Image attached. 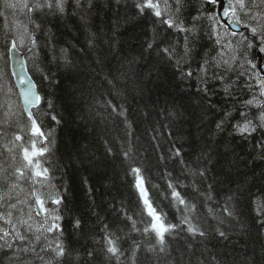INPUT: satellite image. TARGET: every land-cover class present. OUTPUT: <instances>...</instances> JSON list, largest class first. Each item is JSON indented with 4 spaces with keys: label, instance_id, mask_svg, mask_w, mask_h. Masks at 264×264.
<instances>
[{
    "label": "trees",
    "instance_id": "obj_1",
    "mask_svg": "<svg viewBox=\"0 0 264 264\" xmlns=\"http://www.w3.org/2000/svg\"><path fill=\"white\" fill-rule=\"evenodd\" d=\"M49 2L52 8L34 7L45 0H7L16 5L7 8L0 0V237L9 233L0 238V264H45L53 253L41 252V261L36 252L57 240L65 249L60 264H165L150 251L156 238L143 231L151 218L129 164L140 167L146 198L164 222L177 226L166 236L172 264H264V128L251 135L237 130L245 120L241 112L259 124L264 111L258 75L264 45L250 30L264 32L259 16L264 4L252 9L259 24L239 11L230 16L249 27L235 36L218 24L214 5L204 0H180L179 12L175 0H168L165 18L182 22L191 30L185 32L148 10L141 14L139 0H61L62 12L56 0ZM160 5L164 12V0ZM25 28L35 47L27 36L20 46L17 36ZM13 40L42 97L33 114L51 143L30 137L11 76ZM186 44L190 51L184 56ZM250 99L256 103L247 106ZM105 101L125 115L101 107ZM31 139L48 148L38 158L40 168L49 169L44 187L28 179V171L23 179L13 175L24 163L20 146L30 148ZM129 147L132 159L125 162L122 149ZM173 189L195 204L193 213L172 197ZM33 191L62 200L59 205L45 200L61 217L55 221L59 231L44 230L53 221L36 214ZM8 212L12 224L3 219ZM185 215L206 235L181 231ZM106 238L120 250L118 260L107 252Z\"/></svg>",
    "mask_w": 264,
    "mask_h": 264
},
{
    "label": "snow or ice",
    "instance_id": "obj_2",
    "mask_svg": "<svg viewBox=\"0 0 264 264\" xmlns=\"http://www.w3.org/2000/svg\"><path fill=\"white\" fill-rule=\"evenodd\" d=\"M175 2L177 5V7L175 8V12H179L180 11V8H179L180 0H175ZM206 2L209 4H214L216 0H206ZM259 4H264V0H234V3H233V0H229V9H225V14L227 15L228 11L231 10L232 15H236V12L239 11L243 13L245 16H249L252 14V9L258 7ZM5 6L7 8L16 7L15 4L7 3V0H5ZM42 6L52 8L53 3L49 2V0H45L44 5H40L39 3L34 5V7L36 8H39ZM56 6L59 8L61 12L63 11L61 0H56ZM21 7L27 8L29 12L33 11V6H30L27 3H23ZM136 7L141 14H143L146 10H148L155 17L160 18L161 23L166 24L169 28L175 27L181 32L191 31L190 29L184 28L182 26V22L176 23V21L171 16H168L165 18L164 13L167 12L169 9L168 0H164V12H162L161 10L160 0H139V2L136 4ZM259 16H260V19H264V12L259 13ZM251 18L254 20H257L256 15H251ZM236 22L239 23V20H237ZM257 23L259 24V20H257ZM261 28L264 29V25H261ZM250 30L254 37L257 35H261L262 37L261 44L264 45V32L258 33L257 27H251ZM25 36L28 37L33 47H35L36 40L33 37L28 35L26 28L22 34H19L17 36V39H19L21 44H23ZM217 43H219V40H217ZM247 46L252 47V44L249 43ZM16 47H17L16 41L13 40L9 51L15 50ZM147 47L149 49L152 48V43L150 42L147 45ZM29 51H31V49H29ZM162 51L168 55L169 59H175L174 54L169 50V48H164L162 49ZM189 51L190 49L187 47V44H186L185 50H184V56H187ZM260 51L264 52V46L260 47ZM181 60H183V57H181L179 60H176V63L180 64ZM21 65L23 66V61H21ZM201 70L204 71L203 66ZM187 75L191 76L192 73L188 72ZM26 83L28 87L21 93L25 108L26 109L29 107L38 108L42 101V97L35 90V85L32 84L30 78L28 81H26ZM107 83L109 85H113V80L108 79ZM113 87L115 86L113 85ZM225 91H227V88L225 89ZM261 95H264V84L261 85ZM254 103H256L254 99H250L245 102L247 106H252ZM105 106L106 108H110L112 113H116L119 116L125 115L124 111L119 110V106L113 105L111 101H105L104 104H101V107H105ZM257 106L259 105L257 104ZM5 115L7 116L8 113L6 112ZM241 116L245 118L242 124L237 125V130L241 135H251L253 132L257 130V128H264V111H262L261 114L259 115V121H260L259 124L253 123L252 120L248 119L247 114L245 112H241ZM27 119L28 121H30V125H31L29 129L30 137L39 138L44 143H51V141L48 140V136H46L45 133L43 132L41 125L39 124L36 116L31 111H28ZM52 119L55 120L56 117L53 116ZM57 123H59V121H57ZM127 126L130 127V125H127ZM217 127L219 128L220 125H217ZM48 135H51V133H49ZM15 139L21 140L22 137L17 135ZM30 143H31L30 148L25 147L23 145L20 146L22 149V156H23L24 163L15 169V172L13 175L16 176L17 180L23 179L25 178L26 171H28L30 173V176L28 177V179L36 178V182L41 183V186L44 187L43 180L47 178L49 169L46 167L41 169L38 158L44 156V154L48 152V148L38 147L36 139H31ZM261 147H264V145H261ZM107 151L109 155L113 154V150L111 147H109ZM131 152H132L131 147H129L126 150L122 149V155H123L125 162H128L132 159L130 155ZM175 155L177 156L180 155L179 150L176 151ZM13 159H15V157H13ZM129 168H130L131 173L135 175V186L139 190L140 195L143 198V203H144L145 209L147 210V215L151 218L148 225H146L145 228L143 229L145 234H147L151 230V232L155 235V238H156V245H154L150 249V251L157 252V254L161 256V258L164 260L165 264H172V261L168 259V257L171 256V252L169 251L168 245L166 243V236L171 235L177 226L165 223L162 218V214L158 213L157 210L152 206L151 202L146 198V190L143 187V177L140 174L141 173L140 167L138 166L134 167L131 164H129ZM199 175L203 177L205 175V172L200 171ZM5 183L7 184L8 181L6 180ZM17 186L18 185L16 183H12L11 185L13 189L16 188ZM169 187H172V186L169 185ZM32 195L35 198V204L38 206V210L36 214L40 215L41 213H44L46 217V222L49 218L53 221V223H51L50 226L46 227L44 230L49 233H54L56 231H59L60 230L59 225L56 224L55 221L61 219V217L57 214L56 209H48L45 207V200L51 199V203L55 205L61 204L62 200L60 198L53 199L51 193H49L44 198H42L41 195L38 194L36 191H33ZM172 197L178 200L180 205L185 206V211L187 213L190 214L195 211V207H196L195 204H188L185 201V199L181 197L180 193L177 192L175 189H173L172 191ZM208 198L210 199L211 196L209 195ZM11 207H15V205H11ZM224 212L228 217H233L234 215L233 212L228 207L224 208ZM11 215L12 213L8 212L7 216L3 217L5 223L12 224V220L10 219ZM30 215L31 213H29V216ZM220 222L223 223L224 221L221 220ZM20 223L28 224V221L21 220ZM76 223L78 226L79 221H77ZM135 223L136 222L133 221L134 228H135ZM182 224L185 225L186 227H182L181 231L186 230L193 237L197 235L203 237L206 235L205 231L202 230V228L198 226L196 223H194L189 215L184 216L182 220ZM29 228H31V225H29ZM13 231H15V229H13ZM216 231L218 232L220 237L226 238V233L224 231H221L219 228H217ZM15 234H16V237L20 239L21 241L25 239V237L19 231H15ZM8 235L9 233L5 231L3 232V236L0 238L7 237ZM36 239L39 240L40 237L37 236ZM106 240H107V245H108L107 252L112 254V256L117 257V260H118L119 259L118 253L120 250L116 247L115 241H113L110 238H106ZM5 244L7 247H11L10 244H7V241H5ZM51 244H52V241L49 242L48 246H41L40 251L36 252V256L39 260L45 261L44 256L40 255V253L50 251L51 253H53V256L50 257L48 260H46L45 264H60L61 258L65 256V249L58 240L55 242L54 247H52ZM24 251H28V249H24ZM33 251H35V249H33Z\"/></svg>",
    "mask_w": 264,
    "mask_h": 264
},
{
    "label": "water",
    "instance_id": "obj_3",
    "mask_svg": "<svg viewBox=\"0 0 264 264\" xmlns=\"http://www.w3.org/2000/svg\"><path fill=\"white\" fill-rule=\"evenodd\" d=\"M204 1L206 2V0ZM212 5H214V13L218 23L221 26H224L231 34L238 35L246 30V24H239L236 21H228V16L231 14V10H229L228 14L226 15L225 9H229V0H216V2ZM9 61L13 83L16 88L20 104L25 115L27 116L28 111H31L33 113V110H35L36 108L29 107L26 109L21 93L28 87L26 81H28L29 78L31 79L32 84L35 85V83L27 71L23 54L17 48L15 50L9 51ZM21 61H23V66L21 65ZM258 62L260 64L258 66V75L261 79V86L262 84H264V61L263 55L261 53H258ZM35 90L37 91L36 85Z\"/></svg>",
    "mask_w": 264,
    "mask_h": 264
},
{
    "label": "rangeland",
    "instance_id": "obj_4",
    "mask_svg": "<svg viewBox=\"0 0 264 264\" xmlns=\"http://www.w3.org/2000/svg\"><path fill=\"white\" fill-rule=\"evenodd\" d=\"M19 43H20V46L24 45V42H23V44H21L20 40H19Z\"/></svg>",
    "mask_w": 264,
    "mask_h": 264
}]
</instances>
